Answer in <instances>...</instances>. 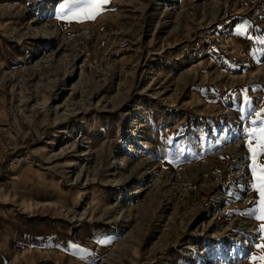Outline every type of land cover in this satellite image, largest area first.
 <instances>
[{
  "label": "rangeland",
  "instance_id": "374dc122",
  "mask_svg": "<svg viewBox=\"0 0 264 264\" xmlns=\"http://www.w3.org/2000/svg\"><path fill=\"white\" fill-rule=\"evenodd\" d=\"M60 2L0 0V264H250L264 0Z\"/></svg>",
  "mask_w": 264,
  "mask_h": 264
},
{
  "label": "snow or ice",
  "instance_id": "6c2138e0",
  "mask_svg": "<svg viewBox=\"0 0 264 264\" xmlns=\"http://www.w3.org/2000/svg\"><path fill=\"white\" fill-rule=\"evenodd\" d=\"M109 0H62L57 8V18L68 22H85L94 20L102 7ZM250 104L251 101H248ZM264 108L256 113V119L250 121V126L243 130L246 135L250 164L247 166L252 174L251 187L258 193V199L253 201L255 208L249 209L254 218L259 221L256 232L259 243H255L257 253H253L249 259L250 264H264V119H261ZM243 119V118H242Z\"/></svg>",
  "mask_w": 264,
  "mask_h": 264
},
{
  "label": "bare ground",
  "instance_id": "6f19581e",
  "mask_svg": "<svg viewBox=\"0 0 264 264\" xmlns=\"http://www.w3.org/2000/svg\"><path fill=\"white\" fill-rule=\"evenodd\" d=\"M57 107V106H56ZM84 150H79L78 155L84 154L83 153ZM59 155L63 154L62 152L58 153ZM75 162V161H74ZM123 194H121L120 196H122ZM121 198V197H120ZM167 262V261H166Z\"/></svg>",
  "mask_w": 264,
  "mask_h": 264
}]
</instances>
